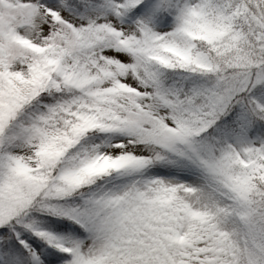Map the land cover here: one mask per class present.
Returning <instances> with one entry per match:
<instances>
[{
    "label": "snow or ice",
    "instance_id": "obj_1",
    "mask_svg": "<svg viewBox=\"0 0 264 264\" xmlns=\"http://www.w3.org/2000/svg\"><path fill=\"white\" fill-rule=\"evenodd\" d=\"M0 264H264V0H0Z\"/></svg>",
    "mask_w": 264,
    "mask_h": 264
}]
</instances>
